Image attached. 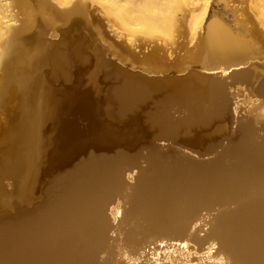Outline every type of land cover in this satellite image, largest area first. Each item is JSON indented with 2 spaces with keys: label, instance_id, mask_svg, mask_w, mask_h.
<instances>
[{
  "label": "bare ground",
  "instance_id": "1",
  "mask_svg": "<svg viewBox=\"0 0 264 264\" xmlns=\"http://www.w3.org/2000/svg\"><path fill=\"white\" fill-rule=\"evenodd\" d=\"M75 1H58L67 7L58 10L73 7L59 13L45 0H34L35 13L28 11L11 28L14 14L0 0V34L39 36L58 20L80 19L77 26L90 40L95 66L104 65L99 58L104 51L154 72L195 62L229 72L227 85L189 77L187 84L124 81L106 90L110 118L133 111L155 89L166 91L145 112L153 138L172 137L183 126H203L205 132L190 145L188 157L141 140L114 156L82 155L62 171L54 168L38 193L14 206L16 221H0V264H264V67H252L264 59V43L243 12L230 0H217L222 7L211 11L209 0H98L106 23L111 19L128 34L170 38L178 19H186L190 46L181 60L157 59L154 52L136 60L111 44L101 24L86 16L83 1ZM252 7L264 30V0H252ZM41 42L13 52L7 67L31 69L45 55ZM52 66L58 68L57 62ZM237 66L245 69L234 70ZM85 80L99 89L96 81ZM171 103L185 111L180 121L169 120ZM24 116L16 134L31 133L25 154L63 150L50 131L41 142L33 116L28 111ZM139 161L145 166L136 173ZM35 166L31 161L29 167Z\"/></svg>",
  "mask_w": 264,
  "mask_h": 264
},
{
  "label": "water",
  "instance_id": "2",
  "mask_svg": "<svg viewBox=\"0 0 264 264\" xmlns=\"http://www.w3.org/2000/svg\"><path fill=\"white\" fill-rule=\"evenodd\" d=\"M48 5L59 13L73 10V7L58 10L52 4ZM85 14L95 23L101 24L106 38L120 51L129 52L136 60H141L149 53L135 52L124 41L115 40L99 18L93 17L90 12ZM79 20L70 23L56 21L53 30L48 33L46 31L41 38V44L46 48L44 57L34 62L31 69H24L20 73L17 70L1 88L0 213L21 206L24 199L40 191L43 178L51 170L55 168L56 171H62L82 155L114 156L119 149L141 140L152 142L161 151L169 150L182 157L190 155V145L205 132L203 126H183L172 137L160 139L152 137L155 133L145 123L146 110L153 107V101L161 98L165 90L151 91L150 97L133 111L121 118H110L103 102L106 90L112 86L124 81L139 84L156 81L187 84L190 78L195 81L206 78L218 87L220 84L225 87L227 85L225 75L229 72L223 69H203L195 62L182 70L166 66L154 72L126 59L120 61L111 54L105 57L100 54L99 58L104 65L95 66L90 40L81 34L77 26ZM52 61L57 62L58 68H53ZM257 64L264 67V59L252 62V67ZM241 69H245V66H237L234 70ZM85 79L96 81L99 89L94 90ZM251 81L257 85V78L253 77ZM26 111L30 119L33 116L30 122L38 126L36 137L45 142V133L50 131L53 133L50 135L53 136V142L63 150H52L48 155L44 153L40 156L25 154L31 133L16 134V125L21 119L25 120ZM166 113L170 121L177 122L183 118L185 111L178 107ZM39 114L43 115L40 120V116H37ZM33 160H36V166L29 167ZM138 165L134 169L136 173L145 166L140 161Z\"/></svg>",
  "mask_w": 264,
  "mask_h": 264
},
{
  "label": "rangeland",
  "instance_id": "3",
  "mask_svg": "<svg viewBox=\"0 0 264 264\" xmlns=\"http://www.w3.org/2000/svg\"><path fill=\"white\" fill-rule=\"evenodd\" d=\"M34 0H1V3L4 5L5 10L14 14L13 20L9 22L11 28L16 27L19 23V19L27 16L28 14L33 15L35 10L32 9ZM49 2L57 9L67 8L63 6V4L58 3V1L62 0H45V2ZM81 4L86 12H90V15L93 17L99 18V20L105 25V30L108 32L106 25H109V28L112 30L115 40L124 41V43L128 44L129 47L135 50V52H154L159 58L165 59L167 57L168 60H172L175 58L182 59V53H184L186 49V45L188 46L187 36H188V26L185 23V18L178 19L176 25L172 30V35L170 38L160 37V36H148L142 35L139 33L128 34L124 29H122L115 21L111 20L109 23H106V16L104 15L101 7L99 6L98 0H82ZM75 2H78L76 0ZM233 6L240 9L245 18V22L248 23L252 31L255 32L258 36V39L264 43V30L259 27L257 21L254 19L256 16V11L252 7V0H230ZM60 4V6H58ZM221 4L217 0H209L208 9L209 11L217 8H221ZM31 9V10H30ZM28 11H30L28 13ZM28 13V14H27ZM180 16V13H179ZM89 17V16H88ZM232 17V15H230ZM90 18V17H89ZM91 19V18H90ZM47 29L41 30L39 36H30L29 34H10L3 35L0 34V98L2 96V87L8 83L10 77L17 72H21L20 67L17 65L8 66L7 62L9 60L10 55L13 52H16L21 49H26L33 47L40 39L44 36ZM187 43V44H186ZM171 52V55L168 57L167 52ZM107 52L104 51L102 56H107ZM153 54L154 56H156ZM156 56V57H157ZM112 58V56H108ZM178 59V60H179ZM112 81V80H111ZM1 101H0V111H1ZM178 107L176 104L171 103L168 105L166 111L173 112L177 110ZM140 152H144V149H141ZM42 200V199H41ZM40 200V201H41ZM39 201V202H40ZM18 212L15 210H6L3 213H0V221H16L18 217ZM7 218V219H6ZM9 219V220H8Z\"/></svg>",
  "mask_w": 264,
  "mask_h": 264
}]
</instances>
